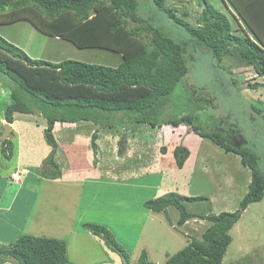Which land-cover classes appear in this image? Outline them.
Returning a JSON list of instances; mask_svg holds the SVG:
<instances>
[{"label":"rangeland","instance_id":"374dc122","mask_svg":"<svg viewBox=\"0 0 264 264\" xmlns=\"http://www.w3.org/2000/svg\"><path fill=\"white\" fill-rule=\"evenodd\" d=\"M137 2L138 16L173 41L186 44L187 73L169 97L166 117L192 116L201 131L222 133L235 146H245L256 155L258 167L264 174V120L257 112L264 114V77H259L252 67L242 65L233 54L223 57L220 63L215 62L152 0ZM209 4L227 17L233 34L244 35L237 17L221 0H209ZM164 5L174 10L177 18L191 24L195 23L204 8L199 0H164ZM134 26L138 25L129 23L130 28ZM0 36L34 60L50 63L73 60L110 68H116L121 62L120 56L112 52L78 49L69 42L43 35L26 20L0 25ZM2 83L0 81L1 118L9 103L8 90ZM254 83L261 86L249 89L248 85ZM13 117L20 123L14 128L9 124L12 128L10 126L8 139L13 146L3 152L0 145V186L2 184L4 191L14 195L19 191L25 193L22 204L20 196L17 200L25 209L20 212L14 210L10 230L6 234L8 240H2V245L7 246L23 235L53 238L65 243L69 263L114 264V259L121 261V256L103 239L93 236L85 228V224H94L105 227L111 233L126 253L127 264H138L142 253L147 264H165L192 239H201L209 226L204 219H200L201 216L236 211L247 191L250 173L241 165L239 156L225 153L210 140L193 134L186 125L174 129L170 126L151 128L132 124L126 131L129 138L124 140L122 153L127 146L129 149L126 152L133 157L122 163L120 174L116 158L122 153L117 152V141L124 137L123 129L115 131L120 133V139L116 136L102 139L100 130L84 125V135L80 131L74 134L75 155L70 152L72 149H67L71 144L59 138L61 135L58 133L55 137L52 130L57 144L54 160L58 161L64 176L67 172L72 177L58 180L45 178L41 176L42 165L51 153L50 146L45 143L46 119L40 115L15 114ZM83 123L92 125L91 122ZM4 124L8 123L0 121V133ZM56 124L70 130L77 128L73 125L61 126L71 123ZM94 132L97 134L96 161L91 147ZM12 133L14 135L10 138ZM131 141L134 144H130ZM63 143L66 145L64 148ZM176 146L189 151L181 168L175 165L172 154ZM102 156L110 174L96 177L93 168L97 167V159ZM155 162V170L140 169L133 177L126 176L129 174L124 171L128 167H154ZM12 167L19 171L10 176L12 170L9 169ZM169 192L181 196L186 211L196 214L197 218L177 227L179 213L175 208L170 207L160 213L144 208L146 201ZM29 197H33L32 200L28 201ZM199 197L203 199L189 201V198ZM229 235L231 241L219 264H264V198L250 204L242 212L229 230ZM6 261L18 264L13 259Z\"/></svg>","mask_w":264,"mask_h":264},{"label":"trees","instance_id":"16d2710c","mask_svg":"<svg viewBox=\"0 0 264 264\" xmlns=\"http://www.w3.org/2000/svg\"><path fill=\"white\" fill-rule=\"evenodd\" d=\"M152 1L215 62L220 63L223 57L233 54L242 65L252 67L259 77H264V0H221L237 17L243 36L232 33L227 17L212 7L209 0H199L204 8L194 24L177 18L174 10L165 7L164 0ZM137 8V0H0V25L26 20L48 37L69 42L78 49L112 52L121 59L116 68L73 60L60 63L34 60L0 36V81L8 90L9 100L2 119L12 124L15 113L46 119L45 143L51 153L43 161L41 176L52 180L59 179L61 174L54 160L57 144L52 135L57 122H91L98 131L105 128L127 131L132 124L174 129L186 125L193 134L210 140L225 153L238 155L241 165L250 173L238 209L201 216L209 225L201 239H192L165 262L219 264L231 241L229 230L250 204L264 198V174L256 155L245 146H235L222 133L201 131L192 116L166 117L169 97L187 73L186 44L173 41L138 16ZM129 23L138 26L130 28ZM260 86L254 83L248 88ZM257 112L264 120L262 111ZM123 138L117 143L119 154L123 151ZM96 139L94 132L91 147L95 161ZM0 145L3 152L13 146L8 138L0 141ZM172 154L175 165L181 168L189 151L176 146ZM195 199L203 198H189V201ZM170 207L179 213L177 227L197 218L186 211L181 196L174 192L144 203V208L153 213L165 212ZM85 228L128 262L126 253L105 227L85 224ZM144 257L142 253L138 264H147ZM5 259L18 264H71L63 241L30 235L20 236L7 246L0 244V264Z\"/></svg>","mask_w":264,"mask_h":264},{"label":"crops","instance_id":"0c3cea01","mask_svg":"<svg viewBox=\"0 0 264 264\" xmlns=\"http://www.w3.org/2000/svg\"><path fill=\"white\" fill-rule=\"evenodd\" d=\"M35 29V28H34ZM40 33V32H39ZM44 35V34H43ZM4 38V37H2ZM6 39V38H5ZM7 40V39H6ZM57 40V39H56ZM8 41V40H7ZM16 114V113H15ZM14 114V115H15ZM19 115V114H17ZM25 116V115H23ZM1 118V117H0ZM2 119V118H1ZM0 121H3V120H0ZM15 123H12L13 125V128L16 126V124H19L20 123V120L17 121V120H14ZM3 124V122H2ZM12 125L11 128H12ZM65 125H73L72 127H77L75 130H70L68 128H63V127H58L57 124L54 125L53 127V130H54V135L56 137V134H60L61 137L59 136V138H62L63 140L65 141H68L69 144H71V146L67 149L71 150L70 152L75 155V150H74V145L73 141H75V138H74V134L76 135V132L77 131H80L82 135H84L85 133L83 132V128L88 125L90 127H92V129H97V126L96 125H90V124H85L83 122H78V124H62L61 126H65ZM85 125V126H84ZM64 129V130H63ZM122 128H113V129H108V128H105V129H100V137H102V139H105L106 136H109L112 137L116 136V137H119L120 139V133L119 132H115L116 130H121ZM13 131V129L11 130ZM124 131V130H123ZM98 132V133H99ZM128 132V130H127ZM14 133H16V131H14ZM84 133V134H83ZM124 133V140H126V138H129L128 137V133H126V131L123 132ZM109 134H112V136H110ZM99 137V136H98ZM99 137V139H100ZM108 138V137H107ZM108 140V139H107ZM119 141V140H118ZM117 141V142H118ZM130 144H134L133 141L130 142ZM66 145L63 143V146L62 148H64ZM125 146V145H124ZM148 147V146H147ZM145 147V149L147 148ZM129 149L127 146L126 148L124 147V152L122 153V155H117V161H118V172L120 174V170H121V167H123V164L122 163H125L126 162V159H130L131 157H133L131 154H128V152H126V150ZM117 150H118V147H117ZM136 154H137V151H134ZM97 156H98V150H97ZM72 158V157H71ZM73 159V158H72ZM71 159V161H72ZM161 159V158H160ZM105 158H103V156L100 158V159H97V167L96 168H93V173H94V176L96 177H100V176H106V174H110V168L109 169H106V163L105 162ZM109 160H112L111 158H109ZM57 164H58V161H56ZM100 163V164H99ZM113 164V163H112ZM59 166V164H58ZM79 166V165H77ZM76 166V167H77ZM75 167V168H76ZM95 167V166H94ZM59 169H60V178L61 179L62 177H66V179H70L72 177V175L69 177L68 173L66 172V175L64 176V173L62 171V168L59 166ZM80 169V168H79ZM140 169H143L144 171H147V170H155L156 169V162L154 164V167H151V165H145L143 167H138V168H130L128 167L127 169H125L124 171L126 172V174L128 173L129 175H126V176H130V177H133L136 175V172H138ZM9 170H12V172L10 173V176L14 173H16L17 171H19L18 169L16 168H10ZM74 169H72L73 171ZM28 171V170H27ZM70 171V170H69ZM68 171V172H69ZM111 172H113L111 170ZM124 172V173H125ZM71 173V172H70ZM26 176H29L26 175ZM108 176V175H107ZM11 178V177H10ZM58 180V179H56ZM0 242L3 243V242H6L8 240V234L9 233V230H10V223H11V220L10 218L12 219V214H14V210L18 212L20 211H23L25 209L24 206H20L22 204V202L25 200V193H22V191H19L16 195H14L13 192H7V191H4L3 189V185L1 184L0 186ZM8 195V196H6ZM18 196L21 197V200H20V203L21 204H18L17 203V200H18ZM35 197V195H34ZM33 197H29V200H32ZM35 200V199H34ZM8 216V217H7ZM13 228V227H12ZM12 235V234H11ZM12 238V237H11ZM3 240V242H2ZM12 261V260H10ZM10 261H6V262H3V264L7 263V262H10ZM14 262V261H13ZM114 264H122V261H120V259H114ZM11 264H13L12 262H10ZM103 263V262H102ZM101 262H95L93 264H102ZM2 264V263H1ZM71 264H75V263H71ZM104 264V263H103Z\"/></svg>","mask_w":264,"mask_h":264},{"label":"water","instance_id":"95a60500","mask_svg":"<svg viewBox=\"0 0 264 264\" xmlns=\"http://www.w3.org/2000/svg\"><path fill=\"white\" fill-rule=\"evenodd\" d=\"M9 133H10V126H9V124H4V130L0 134V141H4L5 139H7ZM121 261H122V264H127V262L125 261V259L122 258Z\"/></svg>","mask_w":264,"mask_h":264},{"label":"clouds","instance_id":"9594fccd","mask_svg":"<svg viewBox=\"0 0 264 264\" xmlns=\"http://www.w3.org/2000/svg\"><path fill=\"white\" fill-rule=\"evenodd\" d=\"M55 124H56V123H55ZM55 124H54V125H55Z\"/></svg>","mask_w":264,"mask_h":264}]
</instances>
